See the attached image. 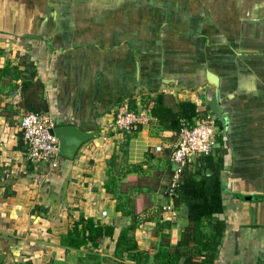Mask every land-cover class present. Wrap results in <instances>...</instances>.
Here are the masks:
<instances>
[{"label": "crops", "instance_id": "crops-1", "mask_svg": "<svg viewBox=\"0 0 264 264\" xmlns=\"http://www.w3.org/2000/svg\"><path fill=\"white\" fill-rule=\"evenodd\" d=\"M23 82L34 84L25 98ZM155 96L173 110L190 100L208 111L216 147L227 150L216 264L264 262V0H0L1 264H136L137 251L158 264L155 254L178 243L188 221L166 194L177 138L151 115L124 139L112 129L119 107ZM28 105L53 126L97 136L48 172L26 158ZM81 218L112 226L113 238L64 246Z\"/></svg>", "mask_w": 264, "mask_h": 264}, {"label": "trees", "instance_id": "trees-1", "mask_svg": "<svg viewBox=\"0 0 264 264\" xmlns=\"http://www.w3.org/2000/svg\"><path fill=\"white\" fill-rule=\"evenodd\" d=\"M5 72L6 69L3 70V73ZM33 85L23 82L22 94L30 92ZM32 96L34 98L33 94ZM30 97L31 95L28 94L27 98ZM161 100L160 96L151 99V115L162 131L170 132L173 138L178 137L184 123L195 125L207 117L208 111L198 112L196 105L190 100L178 103L176 110L166 107ZM25 108L29 112L39 111L33 105ZM227 154L225 148L216 147L212 154L195 158L183 167L179 183L172 191V201L176 209L182 208L184 204L188 225L182 229L180 240L175 246L171 247L163 243L167 245L155 254L158 264H179L181 260L183 264H216L218 250L226 230L225 222L220 219L223 212L220 185L222 169L228 160ZM106 186L110 188L109 185ZM167 187L166 194L169 193L170 183ZM73 224L71 230L62 239V244L69 248L79 249L89 244L96 249L104 238H113L114 229L110 225H100L85 218ZM134 229L135 226L132 225L118 236L114 253L116 260H121L123 253L129 251L128 248L121 247V241L128 238ZM133 248L135 249L136 246L133 245ZM135 253H138V256L132 258L136 264H144L141 263L143 259L138 260L136 256L140 257L144 254L146 259L148 253L144 251Z\"/></svg>", "mask_w": 264, "mask_h": 264}, {"label": "built area", "instance_id": "built-area-1", "mask_svg": "<svg viewBox=\"0 0 264 264\" xmlns=\"http://www.w3.org/2000/svg\"><path fill=\"white\" fill-rule=\"evenodd\" d=\"M151 107L131 110L126 104L119 107L114 116L112 129L122 139L148 126ZM152 116V115H151ZM21 139L26 148L27 160L42 166L48 172L54 171L59 163L58 142L49 133L53 121L40 112H25L20 118ZM216 123L213 116L195 125L184 123L171 149L169 162L172 167L170 191L177 186L183 167L193 159L212 154L216 148Z\"/></svg>", "mask_w": 264, "mask_h": 264}, {"label": "water", "instance_id": "water-1", "mask_svg": "<svg viewBox=\"0 0 264 264\" xmlns=\"http://www.w3.org/2000/svg\"><path fill=\"white\" fill-rule=\"evenodd\" d=\"M207 81L211 85L218 86V79L210 73L207 74ZM210 110L214 115H220L217 95L212 97ZM49 133L58 142L57 149L59 157L65 160H73L77 156L82 145L97 136L95 133H86L73 125H56L49 129ZM181 216L187 218L184 204H182ZM2 260L3 256L0 255V264Z\"/></svg>", "mask_w": 264, "mask_h": 264}, {"label": "rangeland", "instance_id": "rangeland-1", "mask_svg": "<svg viewBox=\"0 0 264 264\" xmlns=\"http://www.w3.org/2000/svg\"><path fill=\"white\" fill-rule=\"evenodd\" d=\"M170 184H171V180H170ZM169 191H170V187H169ZM169 191H168V192H169Z\"/></svg>", "mask_w": 264, "mask_h": 264}]
</instances>
